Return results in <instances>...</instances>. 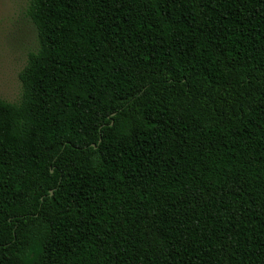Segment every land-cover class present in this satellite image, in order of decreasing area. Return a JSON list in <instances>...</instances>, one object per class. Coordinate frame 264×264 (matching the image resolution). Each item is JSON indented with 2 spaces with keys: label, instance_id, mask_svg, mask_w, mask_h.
Listing matches in <instances>:
<instances>
[{
  "label": "trees",
  "instance_id": "obj_1",
  "mask_svg": "<svg viewBox=\"0 0 264 264\" xmlns=\"http://www.w3.org/2000/svg\"><path fill=\"white\" fill-rule=\"evenodd\" d=\"M0 98V264H264V0H29Z\"/></svg>",
  "mask_w": 264,
  "mask_h": 264
},
{
  "label": "rangeland",
  "instance_id": "obj_2",
  "mask_svg": "<svg viewBox=\"0 0 264 264\" xmlns=\"http://www.w3.org/2000/svg\"><path fill=\"white\" fill-rule=\"evenodd\" d=\"M29 0H0V98L18 102L20 73L38 46L35 27L26 17Z\"/></svg>",
  "mask_w": 264,
  "mask_h": 264
}]
</instances>
